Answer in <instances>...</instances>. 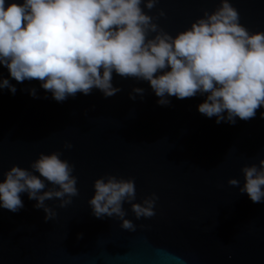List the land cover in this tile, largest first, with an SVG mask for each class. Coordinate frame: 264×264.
Wrapping results in <instances>:
<instances>
[{
    "label": "water",
    "instance_id": "95a60500",
    "mask_svg": "<svg viewBox=\"0 0 264 264\" xmlns=\"http://www.w3.org/2000/svg\"><path fill=\"white\" fill-rule=\"evenodd\" d=\"M231 2L249 30H264V0ZM218 4L157 0L145 11L175 34ZM0 77L16 86L15 93L0 88V179L12 164L27 168L40 152L54 150L78 177L71 203L45 201L57 213L47 221L27 193L19 210L0 207V264H264V202L227 182L243 183L241 167L264 157V107L249 119L218 123L198 111L201 95L171 96L162 105L146 80L115 72L114 95L94 88L63 101L37 79L16 81L4 65ZM134 87L144 89L135 99ZM105 173L133 177L136 202L157 194L148 217L137 218L123 203L134 230L115 216L92 214L93 181Z\"/></svg>",
    "mask_w": 264,
    "mask_h": 264
},
{
    "label": "clouds",
    "instance_id": "9594fccd",
    "mask_svg": "<svg viewBox=\"0 0 264 264\" xmlns=\"http://www.w3.org/2000/svg\"><path fill=\"white\" fill-rule=\"evenodd\" d=\"M157 0H0V65L18 82L37 79L57 101L94 88L112 96L120 90L113 73L146 80L157 103L170 97L201 95L202 114L216 121L234 123L249 119L264 107V30L251 31L240 22L231 0H219L212 11L205 9L175 34L157 23L145 9ZM159 15H164L159 10ZM13 93L16 86L0 77V88ZM36 95V88L29 89ZM134 87L129 96L142 94ZM264 116V112L261 113ZM64 147L71 148V142ZM75 165L61 158L60 150L40 152L29 167L12 164L0 179V207L17 211L23 207L21 193L35 199L44 210V220L56 216L45 201L59 198L61 207L78 194ZM239 185L254 202H264V157L241 167ZM88 199L96 217H117L121 227L134 230L126 218L124 202L137 218L154 214L156 193L136 202L133 177L105 173L93 181Z\"/></svg>",
    "mask_w": 264,
    "mask_h": 264
}]
</instances>
